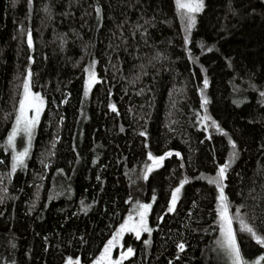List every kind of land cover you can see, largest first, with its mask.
I'll return each instance as SVG.
<instances>
[{
	"label": "trees",
	"instance_id": "obj_1",
	"mask_svg": "<svg viewBox=\"0 0 264 264\" xmlns=\"http://www.w3.org/2000/svg\"><path fill=\"white\" fill-rule=\"evenodd\" d=\"M189 15L190 30L176 0H0V264H93L140 204L151 231L124 233L116 264H234L209 182L225 165L240 264H264L241 223L264 237V0ZM26 79L43 110L12 170ZM150 155L165 159L145 179Z\"/></svg>",
	"mask_w": 264,
	"mask_h": 264
},
{
	"label": "snow or ice",
	"instance_id": "obj_2",
	"mask_svg": "<svg viewBox=\"0 0 264 264\" xmlns=\"http://www.w3.org/2000/svg\"><path fill=\"white\" fill-rule=\"evenodd\" d=\"M31 2H32V0H29V4H31ZM176 3H177V8L179 10H183V14L187 16V28L190 30L192 28V26L194 25L195 20H194V17L192 15H189V14L200 12L202 7H203V0H187V2H185V0H176ZM99 11L100 10L97 9L98 14H99ZM28 43H29V46H31V43H32L31 35H29ZM86 71L89 72L90 81H94L95 73L92 72L91 69H86ZM30 75H31V73H29V76ZM24 87H25V98L20 101V115L17 117L16 126L13 128V131L10 133V135L8 137L9 146H11L13 144L17 133L19 131H21V129H20L21 124L23 125V131L28 133L29 137L31 136V131L35 126L37 118L36 117H33L31 119L27 118L25 115L26 110L28 107H31L37 113H39L40 108L43 105V100L39 97L38 94L37 95H31L28 92V80L27 79L25 80ZM89 87H90V84H89ZM205 87H207V81H205ZM86 94H87V89H86ZM262 95H264V94H262ZM204 103L206 104L207 101L205 100ZM141 135H144V133H141ZM232 147H233V149H235L236 145L233 143ZM26 154H27V152L24 151V152H20L17 156H15L14 160L16 161V163L22 164L23 163L22 158ZM233 155H235V153H233ZM149 158L154 159L151 157V155L149 156ZM162 159H163V157L159 158L158 160L154 159V164L156 166H159V161ZM15 166L16 165L14 164L13 169H15ZM227 167H228V165L221 167L217 173V177L210 179L209 182L210 183H217L218 187L220 188V194H219L218 199L220 201L221 211H220L219 215L221 217V220L224 221L228 225L226 231L222 227V232H224V237H225L224 242H223V246H225L229 250L231 255L233 256L234 264H240V250L236 245L235 236L232 234V230L230 227L231 220L228 219V217H227V204L225 203L227 198L225 197V195L223 193L222 181L225 177V172L227 170ZM151 170H152V168L149 167L148 171H151ZM145 179H147L146 174H145ZM184 183H187V179L181 181V187L183 186ZM180 190H181L180 187H177L174 190V192L172 194V200H171L170 206L168 208L169 212L173 211ZM140 207L143 210L139 213L140 218H141V226H142L144 231L150 232L151 230L146 227L145 220H144V218L146 216L147 209L150 208V205L143 204ZM241 223H242V230L243 231H247V232L251 233L252 236L254 238H256L257 243L264 244V237H260L259 235H257V233L254 231V229L252 227H249L247 224H243V221H241ZM125 230H127V222H125V224L121 226L120 232H123ZM117 236H119V233H117ZM112 243H113V241H109V245L105 248V252L103 254L102 259L107 256V253L110 250ZM178 248L181 251H183L184 245L180 244V245H178ZM131 252H132V249L129 248L127 253L122 254V255H124L126 258V256L128 254H131Z\"/></svg>",
	"mask_w": 264,
	"mask_h": 264
},
{
	"label": "rangeland",
	"instance_id": "obj_3",
	"mask_svg": "<svg viewBox=\"0 0 264 264\" xmlns=\"http://www.w3.org/2000/svg\"><path fill=\"white\" fill-rule=\"evenodd\" d=\"M185 2H187V0H185ZM200 12H201V11H200ZM200 12H197V13H200ZM91 71L93 72V70H91ZM87 82H88V84H91V83L94 82V81H90V79H89V72L87 73ZM24 85H25V84H24ZM91 87H92V86L89 87V86L86 85L87 94H86V90H85V97H88V96H89V94H90V92H91ZM28 92H29L31 95H34V94L32 93V91H31V89H30L29 83H28ZM24 98H25V87L23 86V90H22V95H21V99H20V101H21L22 99H24ZM42 110H43V105L41 106L39 113H37V112H36L33 108H31V107H28L27 110H26L25 115H26L27 118H29V119H31V118H33V117H36V118H37V121H36V123H35V126H34V128L32 129V131H31V136H30V137H29V134H28V133H26V132L23 131V125L21 124V125H20V129H21V131H19V132L17 133V135H16V137H15V139H14V142H13V144H12L11 146H9V144H8V138H7V140H6V146H7V148L9 149V151L11 152L12 159H13L12 170H16V169H18L19 167H21V166L24 165V163H25V161H26V159H27V157H28V155H29L30 149H31L33 136H34V133H35L36 126H37V124H38V122H39V120H40V117H41V114H42ZM19 115H20V102H19L18 112H17V116H16V120H15V123H14L13 128L16 126L17 117H18ZM13 128H12L11 132L13 131ZM11 132H10V133H11ZM9 135H10V134H9ZM8 137H9V136H8ZM24 151H26L27 154L22 158V159H23V163H22V164H18V163H16V161L14 160V157L17 156L20 152H24ZM152 158H153V157H152ZM154 159H157V160H158L159 158H154ZM154 159H150L149 156H148V158H147V162H146V165H145V167H144V174H146V173L148 172L149 167H151L152 169H155V168L158 167V166H156V165L154 164ZM164 159H165V157H163V159L159 161V165L163 162ZM14 164L16 165V166H15V169H13V165H14ZM141 205H143V204H140L139 206H136V207L133 209V211L128 215V217H127V219H126V221H125V222H127V230H125V231H123V232H120V230H119V232H118V233H119V236L116 235V236H115V239H112V240H111V241H113V243H112V245H111V247H110V250H109L108 253H107V256L104 257V258L102 259L103 254H104V252H105V250H104V252H103V254L101 255V257L99 258V260H97V261L94 262L93 264H116V263L114 262V260H113V252H114L115 248H116L117 246L120 245V242H121V239H122V237H123V234L126 233V232H133V233H135V234H137V235H139L140 233H143L144 230H143V228H142V226H141V218H140V215H139V213H140L141 211H143V210L141 209V207H140ZM148 212H149V208L147 209L146 216H145V218H144V220H145V224H146V227H147V228H148V225H147V216H148ZM227 217H228V219H230L228 213H227ZM124 224H125V223H124ZM222 227H223L224 230L226 231L228 225H227L224 221L221 220V228H222ZM230 227H231V230H233L231 224H230ZM120 229H121V228H120ZM221 231H222V230H221ZM222 234H223V236H224V232H222ZM232 234H233V232H232ZM224 239H225V237H224ZM224 239H223V240H224ZM108 245H109V243H108ZM108 245H107V246H108ZM107 246H106V247H107ZM216 251H217V253H216L217 256H220L221 258H224V259L227 258V255H226V253H224V250H223V249L217 248ZM226 260H227V259H226Z\"/></svg>",
	"mask_w": 264,
	"mask_h": 264
}]
</instances>
